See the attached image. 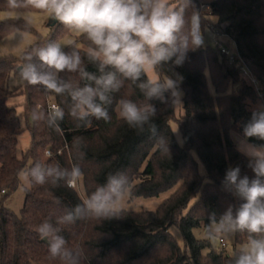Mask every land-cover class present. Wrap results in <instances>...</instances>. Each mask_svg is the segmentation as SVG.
I'll return each instance as SVG.
<instances>
[{"label": "trees", "instance_id": "obj_1", "mask_svg": "<svg viewBox=\"0 0 264 264\" xmlns=\"http://www.w3.org/2000/svg\"><path fill=\"white\" fill-rule=\"evenodd\" d=\"M193 4L200 12L202 31L210 25L208 16L215 17L220 33L236 40L239 57L230 64L219 46L213 49L204 45L190 51L182 66L172 70L165 65L157 70L161 79H181L180 119L175 116L176 105L151 101L157 106L153 120L157 135L169 142V151H161L157 137L147 129H131L120 117L121 98L138 105L149 103L130 82L125 81L120 91L113 94L110 120L93 118L90 127L78 126L69 114V98L48 93L40 85L10 89V74L23 60L12 55L0 57V264H61L50 257L48 244L36 229L44 220L55 222L66 209L82 202L77 189L68 180L49 181L26 188L20 214L4 205L19 186L20 172L36 162L58 163L66 169L79 165L85 195L118 171L126 172L132 179L131 198L158 197L173 190L155 210L125 209L120 219H86L64 226L62 235L69 246H78L84 252L82 264H231L234 252L231 255L224 247H215L209 237H197L194 229L206 226L210 213L219 216L230 205H239L240 201L222 189L227 168L239 166L242 175H253L247 158L237 150L234 133L243 136V126L252 110L264 105V0H212L207 14L201 11L200 0H193ZM22 10L26 9H9L7 0H0V40L15 30L37 33L21 17H1L4 11ZM191 12L189 9L187 14L190 16ZM66 33L69 30L54 20L51 35H38L26 51L57 41ZM77 42L86 44L82 38H77ZM241 59L258 80V87L242 77L238 69ZM84 63L88 71H96L87 59ZM69 75L74 82L83 83L78 74ZM208 76L214 92L210 91ZM18 95L24 97L27 119H32L33 111L47 113L49 101L65 110L59 130L49 128L43 121L32 119V123H27L32 144L21 155L18 135L23 127L16 104L11 103ZM175 119L182 132V144L170 123ZM77 142L82 144L79 154ZM248 142L264 144L256 138ZM172 226L179 228L183 244L170 231ZM235 239L242 244L247 234L237 233Z\"/></svg>", "mask_w": 264, "mask_h": 264}, {"label": "clouds", "instance_id": "obj_2", "mask_svg": "<svg viewBox=\"0 0 264 264\" xmlns=\"http://www.w3.org/2000/svg\"><path fill=\"white\" fill-rule=\"evenodd\" d=\"M7 6L12 10H35L59 22L71 37L86 41L80 45L77 39L67 38L32 47L23 54V62L18 66L19 82L40 85L48 93L69 98L71 117L78 126L90 127L93 118L111 119L113 94L128 81L149 103L138 105L121 98L120 117L131 129H147L157 137L160 150L169 151V142L157 135L153 122L157 106L151 101L181 103V79H161L154 73L165 65L172 70L182 66L190 51L204 47L201 16L193 0H7ZM26 19L32 22L31 16ZM85 59L96 71L86 69ZM69 74H78L83 83L74 82ZM64 117V108L57 105L47 113H32L34 121H43L53 130H59ZM242 131L237 150L247 158L253 175H242L239 166L226 169L222 189L240 203L235 208L230 205L219 216L210 213L204 231L210 238L247 234L246 241L234 251L231 264H264V144L248 142L250 138L264 141V105L252 110ZM81 147L80 142L75 144L78 154ZM20 175L33 186L80 180L83 172L77 164L66 169L58 163L36 162ZM132 189V179L126 172L111 173L105 183L86 194L82 202L66 209L55 222H41L36 231L47 242L50 257L61 264H82L84 252L78 246H69L62 235L64 226L78 220L120 219Z\"/></svg>", "mask_w": 264, "mask_h": 264}, {"label": "rangeland", "instance_id": "obj_3", "mask_svg": "<svg viewBox=\"0 0 264 264\" xmlns=\"http://www.w3.org/2000/svg\"><path fill=\"white\" fill-rule=\"evenodd\" d=\"M200 1H201V3L207 5L212 0H200ZM28 16H31V18H32L31 23H29L28 20L26 19V17H28ZM1 17H3V18L21 17L24 20H26L31 26H33L37 33L29 32V31H25V30H15V31L11 32V34H8L6 37H4L3 39L0 40V57L12 55V56L20 59L23 56V54L25 53V51L27 50V48L37 40L38 35H41L43 38H48L51 35V27L49 25V21L52 18L47 19L43 14L38 13L35 10L26 9V10H22V11H14V12L13 11H4L1 13ZM208 18H209V24L210 25H207L203 30L205 46H209L210 48L215 49L218 46V42L223 41V38L217 34V30H218L217 19L211 15H209ZM67 38L77 39L76 37H71V34L69 32V33H66V34L60 36L58 38L57 42H62L63 40H65ZM18 66L19 65H17L16 69H14L12 71V73L10 74V78L8 81V87L10 89H15L17 87L25 86V84H22L21 82H19ZM150 75H153V74H150ZM154 75H156V73H154ZM208 84H209L210 91L214 92V87H213L212 81H211L209 76H208ZM182 95H183V93H182ZM23 101H24L23 95H18L16 97H14L13 99H11V103L16 104L17 113L21 119V125L23 127L22 130L19 132V135H18V153H19V155L24 153L32 144L31 143V133H30L29 127L27 125V123H32V119H30V118L27 119V117L25 116L24 110H23V105H22ZM182 102L183 101L181 100V103L176 104V113H175L176 115L175 116L178 119H180L182 114H183V110L181 108ZM38 107L41 108V105H39ZM170 123H171L173 129H175L176 131L178 129L176 136L181 141L182 140V136H181L182 132L179 130L178 121L175 119V120L170 121ZM234 134L236 135L237 132ZM29 186L30 185H28L27 181H25L24 178L20 175L19 186L6 199V201L4 202L5 207H7L11 211L15 212L16 214H20L22 211V208L24 206L23 204H24V199L26 196L25 190ZM75 188L77 189V192H79L80 196L84 199L86 195L84 192L82 178L80 180H77V184H76ZM172 191L166 192L162 196L166 197L167 195H171L170 193ZM158 197H160V196H158ZM158 197L144 198V197L139 196V197H135V198H130L126 204L125 209H135V210L150 209V208H152V201H155ZM154 198H155V200H152ZM204 228H205L204 225H202L201 227L195 228L194 229L195 235L199 238L208 237L205 234ZM170 231L174 234V236L178 239V241H180L179 243L183 244L184 241H183L182 234H181L179 228L176 226H172L170 228ZM210 239L213 242V245L215 247H217V248L224 247L228 253H231V255L234 252L235 248H238L241 245V244L236 243L235 236L223 238L225 241L224 243L220 242L221 238H210Z\"/></svg>", "mask_w": 264, "mask_h": 264}, {"label": "built area", "instance_id": "obj_4", "mask_svg": "<svg viewBox=\"0 0 264 264\" xmlns=\"http://www.w3.org/2000/svg\"><path fill=\"white\" fill-rule=\"evenodd\" d=\"M201 8H202L201 11L203 13H206V14L210 13V11H211L210 4H207V5L202 4ZM217 34L223 38V41L218 42V46L220 48V53L222 54V56L226 57L228 63L233 64L236 61L237 57H239L238 51H237V45L235 42L236 40H234L233 37H231L227 34H221L219 30H217ZM229 40H231L230 44L226 45V41H229ZM238 69H239V72L241 73L242 77L245 80L252 83V85H255L256 87H258V85H259L258 80L256 79V77L253 75V72H251V70L249 69L247 64L242 59H241L240 64L238 65ZM53 105L58 106V104L56 102H53V101L48 102V111L50 110V108ZM46 153L50 155L51 151L46 150ZM68 184L72 187H76L77 180H73V181L69 182ZM220 242L224 243L225 241L223 238H221Z\"/></svg>", "mask_w": 264, "mask_h": 264}, {"label": "crops", "instance_id": "obj_5", "mask_svg": "<svg viewBox=\"0 0 264 264\" xmlns=\"http://www.w3.org/2000/svg\"><path fill=\"white\" fill-rule=\"evenodd\" d=\"M53 21H54V19H50V21H49V25H50V27H51V24L53 23ZM157 75V74H156ZM158 76V75H157ZM181 98H182V96H181ZM182 108V107H181ZM174 130V133H175V135H176V130L175 129H173ZM179 130H180V128H179ZM181 131V130H180ZM181 136H182V133H181ZM176 138H177V136H176ZM241 138H243V136L241 135V134H236L235 135V139H236V141L238 142V140L239 139H241ZM177 140L180 142V143H183V138H182V140L180 141L178 138H177ZM165 193H163L162 195H164ZM162 195H160V197H158L156 200H155V198L154 199H152V200H155V201H152V208H150V209H152V210H155L162 202H163V200H165L169 195H167L166 197H163ZM162 196V197H161ZM129 210H135V209H129ZM141 210H143V209H141Z\"/></svg>", "mask_w": 264, "mask_h": 264}, {"label": "water", "instance_id": "obj_6", "mask_svg": "<svg viewBox=\"0 0 264 264\" xmlns=\"http://www.w3.org/2000/svg\"><path fill=\"white\" fill-rule=\"evenodd\" d=\"M45 241V240H44Z\"/></svg>", "mask_w": 264, "mask_h": 264}]
</instances>
